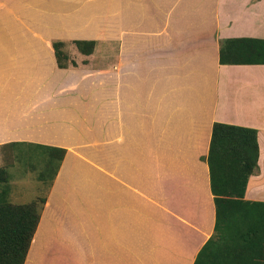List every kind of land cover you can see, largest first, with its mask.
Wrapping results in <instances>:
<instances>
[{"label": "crops", "instance_id": "0c3cea01", "mask_svg": "<svg viewBox=\"0 0 264 264\" xmlns=\"http://www.w3.org/2000/svg\"><path fill=\"white\" fill-rule=\"evenodd\" d=\"M238 38L264 40V0H0L1 188L15 154L43 152V195L4 189L39 212L23 264H193L229 239L214 232V122L256 130L241 199L264 210V63L219 62Z\"/></svg>", "mask_w": 264, "mask_h": 264}, {"label": "trees", "instance_id": "16d2710c", "mask_svg": "<svg viewBox=\"0 0 264 264\" xmlns=\"http://www.w3.org/2000/svg\"><path fill=\"white\" fill-rule=\"evenodd\" d=\"M83 53H90L94 41H74ZM59 67L68 66L62 41H53ZM222 64L264 63V40L227 39L220 43ZM74 65L75 62L71 61ZM256 130L250 127L214 122L207 156L210 189L215 204L214 232L228 231L227 240L213 235L197 253V264H264V210H250L244 195L248 177L258 170ZM7 181L0 168V264H23L39 218L35 203L13 204L3 199L1 184ZM264 204V203H263ZM211 248V249H210Z\"/></svg>", "mask_w": 264, "mask_h": 264}, {"label": "rangeland", "instance_id": "374dc122", "mask_svg": "<svg viewBox=\"0 0 264 264\" xmlns=\"http://www.w3.org/2000/svg\"><path fill=\"white\" fill-rule=\"evenodd\" d=\"M65 50V47H64ZM66 52V50H65ZM68 55V54H67ZM20 149H15V151H19ZM25 150V149H24ZM43 152L39 148L28 149L27 155H23L22 153H17L13 156L12 164L9 168L10 171V181L9 185L5 183L3 188L6 190V193H14L15 190L19 191L20 189L27 190V194L19 195L22 200L31 199L35 195H43L45 193V184H40L36 179V175L41 168V156ZM42 175H45V170L41 171ZM7 182V181H6ZM26 182H29V186H26ZM38 183V186L36 184ZM46 182V181H45ZM34 191H38V193H33ZM32 192V193H31ZM19 202V201H17ZM211 249V248H210ZM206 259V252L201 255V258L197 262V264H202Z\"/></svg>", "mask_w": 264, "mask_h": 264}]
</instances>
